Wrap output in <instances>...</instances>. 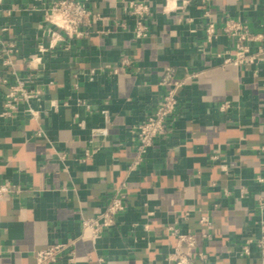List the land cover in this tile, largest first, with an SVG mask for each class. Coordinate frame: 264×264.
Returning a JSON list of instances; mask_svg holds the SVG:
<instances>
[{
	"label": "crops",
	"instance_id": "obj_1",
	"mask_svg": "<svg viewBox=\"0 0 264 264\" xmlns=\"http://www.w3.org/2000/svg\"><path fill=\"white\" fill-rule=\"evenodd\" d=\"M54 1H0V75H30L41 91L30 101L37 117L26 101L0 116V181L22 188L0 200V264H36L38 250L71 239L72 264H171V227L195 234L196 264H264L255 245L241 252L264 222V56L224 66L218 55L232 49L225 18L264 32V0H140L151 8L142 40L121 0H88L102 18L73 39L46 20ZM210 21L219 31L212 41ZM168 66L179 78L199 75L181 88L167 134L131 172V129L164 94ZM6 92L0 87V111ZM122 183L126 208L93 241L82 220L100 213Z\"/></svg>",
	"mask_w": 264,
	"mask_h": 264
},
{
	"label": "built area",
	"instance_id": "obj_2",
	"mask_svg": "<svg viewBox=\"0 0 264 264\" xmlns=\"http://www.w3.org/2000/svg\"><path fill=\"white\" fill-rule=\"evenodd\" d=\"M121 2L124 10L135 18L133 28L135 37L140 40L147 38L150 35L147 22L151 11L150 5L140 0H121ZM205 15L209 17L210 12L206 11ZM45 17L46 20L71 39L88 35L93 22L102 18L100 14L95 13L89 7L88 0H55L47 9ZM205 29L209 41L219 36V31L213 21L208 22ZM222 32L232 41L231 50L218 53L219 56L223 57L224 66L229 64H254L263 58L264 45H258L256 50L253 49V46L264 39V32H254L247 23L232 17L225 18ZM53 36V42H57L60 37L59 34L54 32ZM8 46L9 52H12L15 48L13 43ZM32 60L38 62L40 58H32ZM4 63L11 64V61L7 58ZM128 63L127 60L123 62V64ZM106 67L114 73L119 71L116 66L107 65ZM95 73L96 70H92L91 79ZM198 75V72H192L185 78H179L174 66H168L165 69L160 82L165 87L164 94L144 120L135 124L131 129L135 141V156L129 166L131 172L138 170L144 162L149 148L167 134L170 120L178 108V96L181 88L188 79L195 78ZM11 76L0 75V87L7 88L0 116H11L19 104L26 101L29 104L28 111L32 118L37 117V112L30 106V101L41 93L40 89L31 86L34 80L30 75H19L13 70ZM229 106L230 102H225L221 108L225 109ZM104 114L108 116V111L104 110ZM104 131L103 129H93V134L103 133ZM37 134L41 136L44 132L39 130ZM91 155L92 152L87 150L85 158L88 159ZM259 180L263 181L264 178H259ZM126 190L127 184L122 183L112 192L108 203L100 213L94 217L83 218L82 228L90 231L93 241H96L107 229L114 226L116 217L125 210ZM21 191L22 188L11 181H0V200L6 195H16ZM260 207L264 209V200L260 201ZM260 227V235L257 238L247 239L246 243L242 245L241 252L243 254H251V246L255 245L264 256V222H261ZM171 233L177 237V245L169 257L171 264H196L191 255V250L196 247L195 234L192 232L181 233L174 227H171ZM183 246H186L187 250H183ZM76 247V239L50 244L35 253L36 264H55L64 255L69 256V262L72 264L76 260ZM201 257L206 259L204 254H201Z\"/></svg>",
	"mask_w": 264,
	"mask_h": 264
}]
</instances>
